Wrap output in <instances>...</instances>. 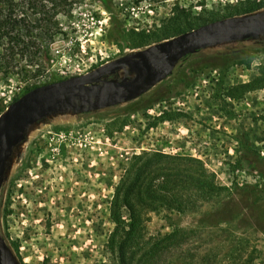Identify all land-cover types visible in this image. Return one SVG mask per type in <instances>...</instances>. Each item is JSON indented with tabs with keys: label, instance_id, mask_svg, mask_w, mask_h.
Returning a JSON list of instances; mask_svg holds the SVG:
<instances>
[{
	"label": "rangeland",
	"instance_id": "374dc122",
	"mask_svg": "<svg viewBox=\"0 0 264 264\" xmlns=\"http://www.w3.org/2000/svg\"><path fill=\"white\" fill-rule=\"evenodd\" d=\"M73 1L42 76L24 81L25 59L10 73L0 70V106L28 83L82 75L153 46L160 28L185 33L225 18L264 17V0H111L109 11L99 0ZM248 5L253 12L227 17ZM118 188L141 209L146 239L185 232L157 264H264L261 36L180 60L131 102L59 111L31 125L0 189L2 238L18 264H119L108 246ZM121 214L126 222L127 210Z\"/></svg>",
	"mask_w": 264,
	"mask_h": 264
},
{
	"label": "water",
	"instance_id": "95a60500",
	"mask_svg": "<svg viewBox=\"0 0 264 264\" xmlns=\"http://www.w3.org/2000/svg\"><path fill=\"white\" fill-rule=\"evenodd\" d=\"M261 36L264 17L245 15L214 21L176 37L129 53L85 74L37 86L13 100L0 114V189L13 150L28 128L52 113L99 111L131 102L167 79L188 55L225 42ZM128 75L117 77L118 72ZM0 264H18L0 231Z\"/></svg>",
	"mask_w": 264,
	"mask_h": 264
},
{
	"label": "trees",
	"instance_id": "16d2710c",
	"mask_svg": "<svg viewBox=\"0 0 264 264\" xmlns=\"http://www.w3.org/2000/svg\"><path fill=\"white\" fill-rule=\"evenodd\" d=\"M99 2L104 9L110 10L111 0H99ZM74 3L73 0H0V70L10 73L16 68L15 61L20 62L25 59V65L18 68L22 79L30 82L42 76L46 72V67H49L52 62L51 45L57 37L65 34L61 21L63 17L67 19L70 17ZM253 11L251 5L233 7L227 17L244 15ZM180 13L185 19L188 18L184 9L180 8ZM114 23L117 24L116 27H120L116 19ZM190 30L193 28L189 27L185 32ZM181 33L184 31L160 28L154 35L155 43L163 42ZM189 56L191 55L181 60ZM58 80L61 79L51 76L43 83H28L21 95L37 86ZM17 97L15 96L13 100ZM6 107L1 105L0 113L4 112ZM205 186L206 183L201 185V187ZM119 193L118 188L110 211L116 224L115 230L108 239L110 253L118 257L119 264H157L161 254L168 249V246L176 245L174 239L184 231L175 229L163 236H148L146 239L147 234L141 224V209L132 206L131 195L127 192L124 195ZM155 196V194H147L143 197L141 194V197L137 199L150 200ZM122 208L128 212L126 222H123Z\"/></svg>",
	"mask_w": 264,
	"mask_h": 264
}]
</instances>
